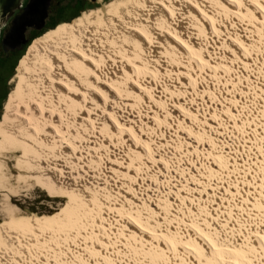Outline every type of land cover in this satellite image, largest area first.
<instances>
[{
	"label": "bare ground",
	"instance_id": "6f19581e",
	"mask_svg": "<svg viewBox=\"0 0 264 264\" xmlns=\"http://www.w3.org/2000/svg\"><path fill=\"white\" fill-rule=\"evenodd\" d=\"M58 25L13 79L0 155L78 206L32 226L1 158L0 264H264V0Z\"/></svg>",
	"mask_w": 264,
	"mask_h": 264
},
{
	"label": "rangeland",
	"instance_id": "374dc122",
	"mask_svg": "<svg viewBox=\"0 0 264 264\" xmlns=\"http://www.w3.org/2000/svg\"><path fill=\"white\" fill-rule=\"evenodd\" d=\"M113 1L114 0H90L89 3L92 5L88 4L75 14L73 12V8L58 7L57 5L52 7L53 13L47 21L55 20L54 26L48 29L47 33L42 32V35L40 34L41 36L38 35L39 37L36 36V39L33 38L31 41H29L24 48L11 56L6 64L0 68V121L8 117L10 114L8 107L9 100L12 98L11 93L17 87V82L13 81V79L18 75L20 69L23 67L24 62L33 57L37 47L47 43L50 31L56 29L58 24V26L73 24L81 15L84 14V11L101 7L107 3L111 4ZM68 2L69 0H62V5L67 6L66 4ZM69 16L71 17L69 18ZM2 141H4V139L0 137V145L2 144ZM2 154L3 155H0V160L2 158L5 163L3 172L7 174L13 185H19V183L23 185V183L17 180L16 175L18 172L14 168L15 159L21 154V152L8 151L3 152ZM74 181L77 182V179ZM19 195L20 196L14 197L12 201L22 209L20 216L24 220H28L30 224L35 227H39V225H41L43 222H46L45 220L47 219L51 220L52 224H64L68 220V217L71 214L70 212L75 211L77 209L76 206H78L77 201L69 194L61 193L59 196L53 195L49 188L41 182L36 183L33 188L24 184ZM2 202L3 196L0 194V209ZM2 228H9V225L1 220L0 215V229ZM12 232L16 234L19 233L13 229Z\"/></svg>",
	"mask_w": 264,
	"mask_h": 264
},
{
	"label": "flooded vegetation",
	"instance_id": "af4514ba",
	"mask_svg": "<svg viewBox=\"0 0 264 264\" xmlns=\"http://www.w3.org/2000/svg\"><path fill=\"white\" fill-rule=\"evenodd\" d=\"M89 1L90 0H69V2L66 4L67 6H65V5H62V0H48V8H47L43 23H41L42 22L41 21V22H37V23L32 24V26H28L26 37L29 38L33 34L41 33L43 30L54 26L55 20L47 21L48 18L53 13L52 7L54 5H57L58 7L73 8V12L75 14L78 11H80L81 8L86 7L88 4L92 5L89 3ZM29 2H30V0H25L24 4H23V8L20 11H17L16 14L9 19L7 25L2 29V33H1L2 34V41H1L0 47H1V51L7 56H6V60L0 64V68L6 64L9 57L13 56L15 53L20 51L25 46V43L20 44L19 42L17 43V41H15L14 39L12 40L10 37V33H11L12 28H13L14 24L16 23V21L20 19L22 12H24L23 9L27 7ZM83 3H85V4H83ZM35 17L42 19L43 14L37 13V14H35ZM70 17L71 16H69V18ZM41 24H44L43 28L39 27Z\"/></svg>",
	"mask_w": 264,
	"mask_h": 264
},
{
	"label": "water",
	"instance_id": "95a60500",
	"mask_svg": "<svg viewBox=\"0 0 264 264\" xmlns=\"http://www.w3.org/2000/svg\"><path fill=\"white\" fill-rule=\"evenodd\" d=\"M25 0H0V32L7 25L9 19L23 8ZM96 1V0H92ZM48 8V0H30L26 10L27 15L21 16L19 20L14 24L12 31L10 33L11 39L21 43H26L28 38L26 37V31L28 26L32 24L41 22L45 18V14ZM42 13V19L36 18L35 14ZM44 24L39 27L43 28ZM1 38V33H0Z\"/></svg>",
	"mask_w": 264,
	"mask_h": 264
},
{
	"label": "trees",
	"instance_id": "16d2710c",
	"mask_svg": "<svg viewBox=\"0 0 264 264\" xmlns=\"http://www.w3.org/2000/svg\"><path fill=\"white\" fill-rule=\"evenodd\" d=\"M23 11H24V12H22L21 16H26V15H27V10H26V8H24ZM27 16H28V15H27ZM52 27H53V26H52ZM50 28H51V27H49V28L43 30L42 32H46V30H48V29H50ZM42 32H41V33H42ZM1 33H2V30H1ZM41 33L31 35V36L28 38L27 42L25 43V46L27 45V43H28L29 41H31L33 38H35L36 36L40 35ZM45 34H46V33H45ZM45 34H44V35H45ZM41 35H42V34H41ZM41 35H40V36H41ZM44 35H43V36H44ZM43 36H42V37H43ZM38 37H39V36H38ZM35 39H36V38H35ZM1 41H2V34H1V38H0V45H1ZM25 46H24V47H25ZM24 47H23V48H24ZM3 54H4V53L1 51V47H0V64H1L3 61L6 60V56H7V55H5V54L3 55ZM9 58H10V57H9Z\"/></svg>",
	"mask_w": 264,
	"mask_h": 264
},
{
	"label": "built area",
	"instance_id": "2783aa9c",
	"mask_svg": "<svg viewBox=\"0 0 264 264\" xmlns=\"http://www.w3.org/2000/svg\"><path fill=\"white\" fill-rule=\"evenodd\" d=\"M1 33V32H0Z\"/></svg>",
	"mask_w": 264,
	"mask_h": 264
}]
</instances>
